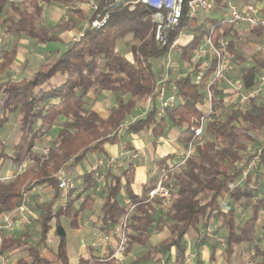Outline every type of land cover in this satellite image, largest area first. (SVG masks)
Masks as SVG:
<instances>
[{
    "label": "trees",
    "instance_id": "trees-1",
    "mask_svg": "<svg viewBox=\"0 0 264 264\" xmlns=\"http://www.w3.org/2000/svg\"><path fill=\"white\" fill-rule=\"evenodd\" d=\"M90 1L102 11L111 0H0V34L16 40L27 38L43 44L65 45L62 52L41 64L30 77L0 82V216L14 212L29 192L50 189L44 202L29 206L26 213L29 216L33 208L38 212L34 220L39 226L37 239L34 241L27 231L6 235L0 245V264L16 250L25 254L17 264H71L64 223L68 222L73 230L79 229L85 214L94 212L99 199L101 229L112 230L128 213L124 190L131 204L136 205L131 217L136 225H132L125 254H137L127 264H170L173 259L175 264H186V237L194 232L198 245L210 242L212 238L207 231L218 218L221 224L217 232L221 231L225 241L226 262L230 264L242 252L250 258L241 264H264V237L259 233L264 227L261 223L264 184L259 179L264 177V172H259L264 169V142L256 136L264 129V96L252 101L246 112L236 111L228 104L232 96L240 98L260 86L264 52L250 60L243 42L251 37L264 39V27L245 30L223 20L221 15L227 12L224 0H214L217 7L213 13L195 19L185 7L180 26L169 34L165 47L155 41L153 12L145 6L135 10L114 9L103 28H88L79 41L68 44L60 34L50 35L40 27L49 6L66 11L67 21L62 19L60 27L62 33L74 28L76 20L91 22L98 12L91 8L88 15L79 9L80 4ZM184 31L193 32V39L185 46L180 43L177 54L172 55V62L181 71L171 69L168 73L177 90L176 106L158 119L159 107L155 102L148 114L118 133L137 112L139 104L153 95L166 74L165 62L172 44ZM129 36L133 38L128 47L131 59L118 50L119 42ZM210 37L216 46L221 40L228 42V55L233 57L237 68L222 84L210 86L213 112L209 114L205 99L215 64L202 69L203 61L193 59L195 51ZM17 56L16 46L0 53V78L10 70ZM183 63L186 67L181 66ZM200 73L202 80L197 82ZM56 76L64 78V82L45 89V84ZM230 82L237 85V91L232 90ZM105 93L111 94L115 101L106 119L94 110ZM203 121V135L195 138V131ZM168 127L178 130L177 140L185 150L191 142L196 147L185 166L171 171L169 156L158 160L156 175L143 195L136 196L129 191L134 170L122 167L116 172L110 159L98 179L94 177L95 171L86 174L82 182H76L66 204L60 205L59 173L66 174L94 155L108 159L106 147L126 144V136L151 131L158 139L165 136ZM53 131L56 134L49 144L41 148ZM126 149L134 150L129 143ZM255 158L259 161L244 177ZM163 172L164 186L171 193L164 214L170 237L153 246L150 238L156 215L154 203L162 204L163 199L149 201V195ZM99 188L103 191L98 192ZM51 234L55 249L50 247ZM113 254L81 256L78 264H119Z\"/></svg>",
    "mask_w": 264,
    "mask_h": 264
},
{
    "label": "built area",
    "instance_id": "built-area-1",
    "mask_svg": "<svg viewBox=\"0 0 264 264\" xmlns=\"http://www.w3.org/2000/svg\"><path fill=\"white\" fill-rule=\"evenodd\" d=\"M227 5V12H224L221 15V18L227 21L229 24L240 27L242 24H248L250 28L252 27H264V9L258 5V3L248 0L242 2L239 0H224ZM88 4V3H87ZM83 4H80V6ZM94 12H98L96 18L91 22H87L83 32L76 38V41H79L85 31L90 29H101L103 28L111 17V12L114 9L127 7L130 10H135L138 6H145L153 12V21L155 24V41L158 45L163 47L167 46L169 43V34L176 30L181 23V19L184 13L185 7L188 8L190 17L195 19L199 15H211L216 9L217 4L214 0H111L109 1L100 11L98 5H94L93 1H90L88 4ZM79 6V7H80ZM181 35L175 38L171 52L169 53L167 60L165 62L166 74L158 82L156 89L153 95L148 96L145 99L146 109L143 110L139 117L130 119L121 126L118 133L124 132L127 127L135 122L137 119L144 117L149 108L153 106L155 102L158 104L157 118L161 119L166 116L168 110L173 109L177 104V90L173 84L170 83L169 71L172 69V55L177 52V48L180 44ZM228 42L225 40L220 41V45L216 46L213 42V39L207 38L206 43L197 49L194 53V61H203L202 69H206L211 66L212 63L215 64L213 71L212 81L208 86L207 98L205 99V109L207 113L213 112V98L209 90L212 84H222L223 81L227 79L228 74L234 69L232 62L233 57L228 55ZM264 52V41L255 45L254 54L258 55ZM251 62V61H250ZM202 80V74L200 73L197 76V82ZM260 86L249 91L247 95H243L240 98H236V95L232 96V100L228 102L236 111L246 112L248 105L256 100L259 97L264 96V72L261 74ZM232 90L237 91V85L235 83H229ZM205 121L202 122L199 129L195 131V138H201L204 132ZM196 147L193 142L189 143L185 153L177 158L176 161H172L170 165L171 171L178 169L186 165L189 159L195 154ZM44 154L47 155L48 151L45 150ZM138 155L133 153L122 152L119 156L114 157L110 160V165L114 171L118 172L126 163H130L132 160L137 158ZM259 161L258 158H255L251 163L249 169L244 172V177H246L252 167ZM157 171V170H156ZM155 171V172H156ZM59 179V188L61 191L60 195V205L64 206L67 202V197L69 193L76 189V183L71 181L67 175L62 172L58 174ZM166 182V173L163 172L158 179L156 188L150 193L149 201H154L156 199H163L166 202L171 199V193L168 189L165 188L164 184ZM103 189L99 188L98 192H102ZM30 194L29 192L25 199L14 212L6 213L0 216V245L5 240V236L13 233L17 229L18 218L19 216H25L28 211L30 204ZM42 202V201H41ZM128 213L125 214L119 224H117L111 231L112 234L118 235L119 237V246L117 249V254L124 253L129 245V238L133 233L132 225L133 221L131 219L132 215L135 212L136 205H131L127 202ZM264 215V212L262 213ZM207 234L210 238H217L218 243L224 248L225 241L222 237H219L213 229L209 228Z\"/></svg>",
    "mask_w": 264,
    "mask_h": 264
},
{
    "label": "crops",
    "instance_id": "crops-1",
    "mask_svg": "<svg viewBox=\"0 0 264 264\" xmlns=\"http://www.w3.org/2000/svg\"><path fill=\"white\" fill-rule=\"evenodd\" d=\"M86 5L88 4L84 3L82 6L79 7V9L85 11V13L89 15V11H91V7L90 6L88 7ZM49 10H51L50 11L51 14L48 15V13H46L45 18H46V21L51 26L52 25L56 26L58 24L57 21L58 20L60 21L62 17L66 16V11L64 9H61L60 7L49 6ZM57 15H59V17ZM73 32L75 31H73V29H70V31L67 33H73ZM61 35L62 33L60 34V37L64 43L66 44L70 43V42H67L64 38L66 33L63 34L62 36ZM18 55H19V52H18ZM49 57L46 58L45 62L49 61ZM127 58L131 59V55L128 54ZM25 61L22 62V64H25ZM19 64H21V62ZM38 67L32 69L31 74H33ZM114 105H115L114 97L109 93H105L104 96L95 104L94 110L102 118L106 119L109 115V109L113 107ZM151 108H149V110ZM145 109H146V105H145V100H144L139 104L137 111L138 113H141ZM55 132L56 131H54V133ZM177 135H175L174 131L173 130L171 131V128L168 127V131L165 134V136L160 137L158 139L155 138V136L152 134L151 131H143L137 135L126 136L124 139V142H126V144L129 143L130 146L134 150L126 149V144H123L120 146H114V147L107 146L106 153H107L108 159H105V158L100 159L99 157L94 155L93 157L91 158L89 157L86 161H84L82 163L83 165L81 164L79 166H75L71 168L69 171L66 172V175L71 181L74 180L75 182L79 183V182H82V179L84 178L86 174L95 171L94 177L95 179H98L99 172L101 173L103 172L102 167L105 166L108 160L119 156L122 152L133 153V154L138 155V157L132 160L130 163L124 164L123 167H126V168L131 167L134 170V173H133L134 178H133L131 187L129 188V191L133 192L136 196H142L144 189L146 188V185L153 178V176L156 175L155 171L157 168L156 164L158 160L169 156L171 158V161H176L178 157H180L181 155L185 153V148L180 146L177 140ZM10 176L11 174L10 172H8L7 178H9ZM123 183L125 184L124 180H123ZM33 192H37L41 196L43 195L48 196L50 194V189L49 188H46V189L37 188ZM122 194L124 196V199H123L124 205L126 207H129L127 205V202H129L130 204L131 202L129 198L126 197V190H124ZM40 201L44 202V200L41 198H40ZM162 201H163L162 204L154 203V207L156 209V215H155L154 231L150 238V243L153 246H156L164 242L166 239L170 237V232L168 230L166 216L164 215L166 201L165 200H162ZM98 203H100L102 206L101 200L98 199L97 204ZM99 216H100V210H99V214L97 210H94V212H88L85 214L82 225L76 231L80 232L83 237L94 238L95 242L93 241L90 244H82L79 247L78 254L75 255L74 261L72 260V258L69 256V253H68V256L70 258V263L78 264L79 258L81 256L106 257L111 252H114L113 257L118 261L119 264H127L130 261H132L133 257H135L137 253H132L131 256H126L125 254L126 251H125L122 254L116 255L117 249L119 246V237L118 235L112 234L111 233L112 230L106 232L101 229L102 225L100 224ZM133 225H136V222H133ZM263 226H264V223H263ZM14 232L22 233L21 231H17V229ZM259 233H260V237L263 238L264 237V227L263 229L260 230ZM11 234H8V235H11ZM220 234H222L221 231H220ZM50 241L53 244L54 242L53 237L52 239H50ZM186 241L188 243V257H187L186 264H221L220 259L224 255L223 250L221 249L222 246L219 243H216V241H214L213 238L210 242L206 244L198 245L196 242V235L194 232H192L186 237ZM67 251H68V236H67ZM47 256L49 255L47 254ZM170 264H175L174 259L172 260V262H170Z\"/></svg>",
    "mask_w": 264,
    "mask_h": 264
},
{
    "label": "rangeland",
    "instance_id": "rangeland-1",
    "mask_svg": "<svg viewBox=\"0 0 264 264\" xmlns=\"http://www.w3.org/2000/svg\"><path fill=\"white\" fill-rule=\"evenodd\" d=\"M22 1H27V0H22ZM251 1L255 2V3H258V5L260 7H262V9H264V0L263 1L251 0ZM86 6L89 7V5H86ZM48 10H49V7H46L44 16H43L42 20L39 23L40 27L42 28V30L45 33H48L50 35L51 34L52 35L53 34L54 35L55 34H61L62 33L61 28H60L61 25H62L61 22H62V19H64V21H67V16L62 17V19H60V21L58 20L57 21L58 24L56 26H54V25L51 26L46 21V18H45L46 17V13H48V15L51 14V12H50L51 10H49V11ZM57 16L59 17V15H57ZM76 21H77V23H76V26L74 27L75 29L72 27L73 31H75V32L67 33V32L70 31V30H67V31L62 33V35L66 33L64 38H65V40L67 42H76V38L78 36H80V34L83 32V30L86 27L87 21H84V22H81V21H78V20H76ZM241 27L243 29H245V30L250 29V26L248 24H242ZM69 29H70V27H69ZM132 39H133L132 36H129L125 40L120 41L119 44H118V50L120 52L124 53L126 55V57L128 56V54H130L129 50H128L129 49L128 47H129V44L131 42H133ZM192 39H193V32L184 31L181 34L180 43H181L182 46H185ZM263 41H264V39L258 40V39L254 38V37H251L249 40H244V42H243V44H244V52L247 55L248 59H252V58L257 56V55L254 54V47H255L256 44H258L260 42H263ZM14 46L17 47L19 55L17 56V58L15 60V63H14L15 65H13L7 73H5L3 76H1L0 82H4V81H7V80H20L24 76L30 77L32 75L31 74L32 69L38 67L40 64L45 62L46 58L49 57V56H50L49 60L54 59L59 54V52H62L65 49L64 48L65 46H63L61 44H58V43L43 44V43H38V42H36L34 40H30V39H27V38H22L20 40H16V39L11 38L10 36H6V35H3V34H0V53L2 51H5V50H10ZM174 54H177V52L174 53ZM24 61H25V64H22V62H24ZM172 61H173V59H172ZM20 62H21V64H19ZM158 65L159 64L155 65V69H158V67H159ZM232 65H233V68H235V69L237 68V65H236V63L234 61L232 62ZM181 66L186 67V64L183 63V65H181ZM172 70L174 72L178 73L179 70L181 71V68H180V66L178 67V65H175L173 63ZM64 80L65 79L62 78L61 76H56L55 78L50 80L48 83H46L44 88L45 89H49V88L58 86V85L62 84L64 82ZM140 115L141 114L138 113V111H137L133 115V117L129 118V120L133 119V118H136V117H139ZM172 130L174 131L175 135L178 134V130L177 129L171 128V131ZM54 135L55 134H54V131H53L52 135L50 137L46 138V140L42 143L41 148L43 146H45V145H48L50 140L53 138ZM256 136L261 142H264V129L262 131L257 132ZM91 157H93V156H91ZM259 172L260 173L264 172V169H260ZM259 179L264 184V177L261 176ZM73 182L76 183L74 180H73ZM34 197H36L37 201L33 200ZM46 197H47V195L41 196L37 192H31V194H30V200L31 201H30L29 206L34 205V203H42L43 201L41 202L40 198L45 200ZM32 200H33V202H32ZM100 208H101V204L98 203L96 205V209H95V210L98 211V214H99ZM29 216L25 214V216H19L18 217L17 231H21V232L27 231L29 234L32 235V237H34V241H35L37 239V233L39 231V226L34 221L35 218L38 216V212L36 211L35 208L29 210ZM220 222L221 221H220L219 218L216 219L214 221L213 225L210 228L213 229V231H215V233L219 237H222V234H220L219 231L217 232V228L220 225ZM261 223L263 225L264 221H262ZM64 224H65V228H66L67 236H68V253H69V256L72 258V260L74 261L75 260V255L78 254L79 247L82 244H90L91 242L94 241V238H92V237H83L80 232H78L76 230L75 231L71 230L69 228L68 222H65ZM50 236H51L50 239H52L53 234H51ZM213 239H214V241H216V243H218L217 238L214 237ZM50 247L55 249L56 248V243L51 244ZM221 249L224 250L223 247H221ZM22 257H25V254L22 253L19 250H16V251L10 253L8 258L4 259L2 264H17V261L20 258H22ZM249 258H250L249 255L243 254L242 252H240V253H237V255L233 258V260H232V262L230 264H241L243 262H247L249 260ZM220 260H221V262H220L221 264H228L226 262V260H225L224 255H223V257Z\"/></svg>",
    "mask_w": 264,
    "mask_h": 264
}]
</instances>
